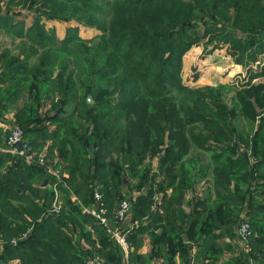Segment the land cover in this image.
Listing matches in <instances>:
<instances>
[{
	"label": "trees",
	"instance_id": "trees-1",
	"mask_svg": "<svg viewBox=\"0 0 264 264\" xmlns=\"http://www.w3.org/2000/svg\"><path fill=\"white\" fill-rule=\"evenodd\" d=\"M49 20L79 26L59 40ZM82 26L97 34L83 38ZM0 31L12 46L0 52V120L24 99L12 126L45 160L0 152V264H87L92 253L82 242L95 245L93 233L105 263L121 264L120 244L84 211L95 192L115 229V208L128 199L120 189H139L132 219L155 227L163 219L153 209L157 193L167 202L173 189L169 219L179 220L186 191L207 177V204H215L220 224L199 228L202 249H218L208 242L216 230L233 238L235 225L247 221L252 250L234 264L249 257L264 264V82L253 83L264 78V0H0ZM201 44L227 46L244 66L240 90L183 82V59ZM250 115L258 117L252 133ZM10 131L0 129V148ZM55 186L64 201L59 213L52 212ZM193 215L186 218L192 227ZM167 229L185 244L177 226ZM134 238L126 237L130 256Z\"/></svg>",
	"mask_w": 264,
	"mask_h": 264
},
{
	"label": "crops",
	"instance_id": "crops-1",
	"mask_svg": "<svg viewBox=\"0 0 264 264\" xmlns=\"http://www.w3.org/2000/svg\"><path fill=\"white\" fill-rule=\"evenodd\" d=\"M48 23L46 22V25ZM47 28H53L48 27ZM55 28V27H54ZM2 37L0 38L2 42H0V52L4 49H10L12 46L10 45V40H8V35L5 32H0ZM194 49H191L187 54H190ZM222 50V49H219ZM225 50H228L227 46H225ZM218 51V49H217ZM185 63V61H184ZM234 74L246 75V69L242 65H237ZM243 69V71H242ZM240 75V76H241ZM196 83L198 81H195ZM264 82V78L256 79L253 83ZM207 85V84H206ZM205 84H201V86H206ZM199 86V87H201ZM216 86V85H215ZM25 100L22 99L20 102L11 107L9 113L4 115L3 119L0 120V129L3 131H10L15 123V114L17 111L23 106ZM33 128L34 126H30ZM44 127V126H40ZM48 130H53L54 126H47ZM50 144V141L47 145ZM3 153L12 154L8 145L4 144L2 148ZM95 151V150H94ZM46 153V150L44 151ZM92 152V151H91ZM13 155V154H12ZM204 161L208 160V157H204ZM59 157L56 153V158L54 160V164L58 163ZM207 163V162H206ZM53 164V166H55ZM152 169L153 172H158V159H154L152 161ZM162 177L157 179V182L161 180ZM125 184L128 183L127 177L124 178ZM212 187L211 177H207L204 179H200L193 185V187L186 191L184 196V201L181 204L177 205L180 210V214H185L183 217L178 218L179 220L169 219L171 207L173 206V202H169L168 200L173 199L174 191L173 189H169L167 191V202H165L163 193H157L154 197L158 203L153 205V209H157L159 213L162 215L163 219L159 223V226L149 227L148 220L144 219L142 221H134L132 219V210L128 217L125 219L123 226L120 227L121 232L125 235V237L130 236V234H136V238L133 239V245L130 244V253L129 250L126 253L124 248L121 246L124 256L121 260V264H234L235 257L241 253V251L245 250L243 244L239 240V224L235 225L234 228V237L229 238L228 236H223L220 230H216L213 234V237L209 239V243H214L216 248L212 246L207 250L202 249V243L205 239L198 240L199 237V228H204L207 226H216L220 224L219 218L214 213L215 204L213 202H208V195H210L209 188ZM144 189V188H143ZM55 190V202L62 206L64 201L61 197V192L57 190V187H54ZM96 190V189H95ZM121 193L125 198L130 199L133 204L136 198L142 193L139 189H130L129 186H123L121 189ZM103 199L105 202V198L103 195ZM94 203L92 202L91 207L85 208L84 211L91 214V211H97L98 204L94 198ZM155 201V200H154ZM54 202V203H55ZM120 203L116 206V211L119 208ZM88 210V211H86ZM115 211V212H116ZM247 208L242 213V216L246 215ZM192 213L194 214L192 217V221H195L197 216V222L192 224L186 218ZM217 213V212H216ZM92 215V214H91ZM93 216V215H92ZM170 224L173 226H177L181 232V235L184 238V243L181 244L179 237H176L174 233H170L167 228H170ZM175 234L177 230L174 231ZM189 232L190 238L186 235ZM132 238V237H131ZM93 240L95 241V245H90L85 242H82V246L85 250H88L92 253L91 257H98L101 264H106L105 257L102 256L100 251H105V249L101 246V244L97 241L96 235L93 233ZM226 246H229L228 248ZM231 247V251L229 250ZM221 250L222 253H218V250ZM100 252V254H99ZM90 257V258H91ZM167 257L171 258L167 260ZM249 264H251V258L248 259Z\"/></svg>",
	"mask_w": 264,
	"mask_h": 264
},
{
	"label": "rangeland",
	"instance_id": "rangeland-1",
	"mask_svg": "<svg viewBox=\"0 0 264 264\" xmlns=\"http://www.w3.org/2000/svg\"><path fill=\"white\" fill-rule=\"evenodd\" d=\"M28 15H29L28 11L26 10L22 11L21 13V16H28ZM32 16L33 15L30 14L29 20H31ZM46 22L48 23L46 27L48 26V27L56 28L57 37L59 38V40H62L65 37L68 28L79 26V24L76 21L63 22V21L49 20ZM96 34L97 31L95 29H91L84 26L80 27V35L83 38L91 39L92 36H95ZM1 37L2 35H0V38ZM0 42H2L1 39ZM192 49L194 50L190 54H186L183 59L182 77H183V82L186 85L193 88L199 87L201 86V84H205V85L207 84L206 86L225 85L235 88L233 90H240L242 88V84L244 82H247L248 76L241 75L242 72H240L239 75L234 74L236 70V66L234 65L235 64L234 62L236 61L232 56L229 55V50H225V46L218 47L217 48L218 51L217 49L213 50L212 46L206 47L205 44H201ZM244 74H246V72H244ZM195 78L198 81L197 83L195 82ZM105 87L111 91L113 89V83L106 82ZM47 108L49 107L47 106ZM45 110L42 113L43 115L44 112H46ZM258 114H259L258 117H260L261 114L260 113ZM258 117H256L255 115H250L249 118L250 120L245 122L247 123L246 126H249V130L251 131V133L253 132L252 130L253 126H256L255 122H258ZM237 125H239L238 122ZM114 158H116L115 155ZM10 264H20V262L13 261L10 262Z\"/></svg>",
	"mask_w": 264,
	"mask_h": 264
},
{
	"label": "built area",
	"instance_id": "built-area-1",
	"mask_svg": "<svg viewBox=\"0 0 264 264\" xmlns=\"http://www.w3.org/2000/svg\"><path fill=\"white\" fill-rule=\"evenodd\" d=\"M7 145L9 151L12 154L18 155L19 157H23L28 162H34L37 160L40 165L45 166V160L42 157L36 158L34 156V153L31 152V147L29 145V142L25 139V132L21 127L15 126L11 129L7 137ZM2 151V148H0V152ZM47 168L54 175L58 176L57 171L54 170L53 166H49ZM94 198L97 201L98 209L97 211H91V214L96 219H98L101 225L108 228V231L113 235V237L117 240V242L124 248L127 253L129 250V245L125 235L121 232L120 227L123 226L125 219L128 217L132 210V202L130 201V199L122 200L118 210L115 212L116 224L118 227L115 229H110V226L108 227L109 220L107 217V208L103 199V195L99 191H96L94 194ZM154 200L156 203V198H154ZM60 211L61 206L55 202L52 208V212L59 213ZM251 236L252 232L250 224L247 221H243L239 226V240L243 244L244 249L247 253L251 252L252 250L250 247ZM13 243H17V241H14ZM257 256H262V254L260 253ZM87 264H101V262L99 258L95 256L89 258ZM251 264H255L254 261H252Z\"/></svg>",
	"mask_w": 264,
	"mask_h": 264
},
{
	"label": "water",
	"instance_id": "water-1",
	"mask_svg": "<svg viewBox=\"0 0 264 264\" xmlns=\"http://www.w3.org/2000/svg\"><path fill=\"white\" fill-rule=\"evenodd\" d=\"M88 103H89V104H93V103H94V101H93V99H92L91 96L88 97ZM94 150H95V146L93 145V146L91 147V151H94Z\"/></svg>",
	"mask_w": 264,
	"mask_h": 264
}]
</instances>
